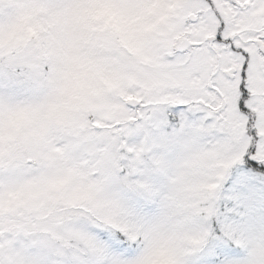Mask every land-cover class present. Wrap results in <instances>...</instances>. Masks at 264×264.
Segmentation results:
<instances>
[{"label":"snow or ice","instance_id":"1","mask_svg":"<svg viewBox=\"0 0 264 264\" xmlns=\"http://www.w3.org/2000/svg\"><path fill=\"white\" fill-rule=\"evenodd\" d=\"M0 264H264V0H0Z\"/></svg>","mask_w":264,"mask_h":264}]
</instances>
